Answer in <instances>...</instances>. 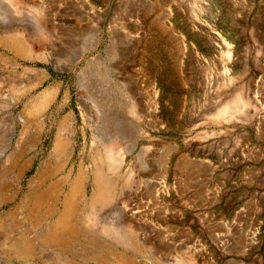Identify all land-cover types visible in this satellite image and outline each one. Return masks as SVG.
<instances>
[{"label": "rangeland", "instance_id": "1", "mask_svg": "<svg viewBox=\"0 0 264 264\" xmlns=\"http://www.w3.org/2000/svg\"><path fill=\"white\" fill-rule=\"evenodd\" d=\"M14 1L0 264H264V0Z\"/></svg>", "mask_w": 264, "mask_h": 264}, {"label": "bare ground", "instance_id": "2", "mask_svg": "<svg viewBox=\"0 0 264 264\" xmlns=\"http://www.w3.org/2000/svg\"><path fill=\"white\" fill-rule=\"evenodd\" d=\"M14 3L17 7H22L24 4L21 0H15ZM84 81H85V79L82 80V82H84ZM118 160H120V159H118ZM109 186H110L109 180L100 175V178L98 180V190H97V193L95 195L96 202H101V203L107 202V200L110 198V193H109L110 187ZM82 188H80V184L77 185V188H75V190L72 192V194L65 200V208L62 212V215H60L58 217L53 229L51 230V232H49L48 234H46L44 236L45 240L51 239V240L58 241V240H60V238H62L61 236L63 235L64 232H72L74 229H76L75 228L76 227L75 213L78 210V204H79L78 200H79V196L82 193L81 192L79 194V192H80V189H82ZM78 194H79V196H78ZM43 199H44V195L39 196L38 202L41 203L43 201ZM66 235H68V234H66ZM62 240L63 239H61L60 241H62ZM21 250H22L21 248H18L17 252L19 253ZM117 260L124 262L126 259L124 256L118 255ZM114 264H117V263H114Z\"/></svg>", "mask_w": 264, "mask_h": 264}]
</instances>
